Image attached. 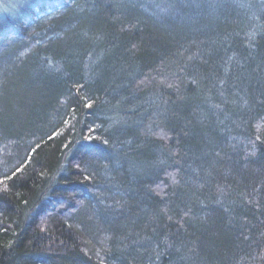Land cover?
I'll return each instance as SVG.
<instances>
[{
    "label": "trees",
    "instance_id": "16d2710c",
    "mask_svg": "<svg viewBox=\"0 0 264 264\" xmlns=\"http://www.w3.org/2000/svg\"><path fill=\"white\" fill-rule=\"evenodd\" d=\"M0 264H264V0H0Z\"/></svg>",
    "mask_w": 264,
    "mask_h": 264
},
{
    "label": "snow or ice",
    "instance_id": "6c2138e0",
    "mask_svg": "<svg viewBox=\"0 0 264 264\" xmlns=\"http://www.w3.org/2000/svg\"><path fill=\"white\" fill-rule=\"evenodd\" d=\"M88 107H91V104H89Z\"/></svg>",
    "mask_w": 264,
    "mask_h": 264
}]
</instances>
